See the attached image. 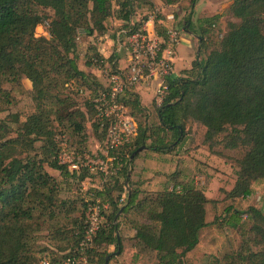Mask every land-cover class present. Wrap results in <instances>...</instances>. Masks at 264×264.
<instances>
[{
  "label": "trees",
  "instance_id": "obj_1",
  "mask_svg": "<svg viewBox=\"0 0 264 264\" xmlns=\"http://www.w3.org/2000/svg\"><path fill=\"white\" fill-rule=\"evenodd\" d=\"M156 1L169 7L182 0ZM196 1L187 0L189 11ZM142 8L154 16L156 35L164 39L168 27L159 23L162 17L154 14L153 0H0V113L13 104L4 86L22 80L29 82L32 108L23 120L15 113L0 118V264H41L42 259L55 263L76 256L84 211L95 199L106 209L100 212L91 245L83 249L87 264H108L122 252L120 218L135 230L134 237L126 239L134 250L132 264L141 254L152 255L154 264H184V256L197 246L199 232L207 226L205 205L211 201L191 184L179 182L178 172L166 176L161 190L147 191L131 181L129 169L142 150L169 156L188 145L192 136L183 129L188 119L204 129L202 145L243 148L226 198L246 197L252 183L264 181V0H230L218 47L205 55L207 30L220 16L197 19L192 33L198 39L197 54L187 70L164 79L165 95L159 105L152 101L150 110L142 108L134 88L119 96L134 121L135 135L113 154L121 164L115 176L102 180L99 174L70 171L58 162L62 147L87 154V118L98 145L105 141V126L96 123L91 100L108 87L106 81L101 84L94 74L77 67V32L95 38L113 19L118 23L115 40L117 33H131L141 26L148 15L138 20L135 15ZM38 26L46 36L34 33ZM95 48L89 47L84 67L119 69L118 54L103 58ZM70 81L92 93L83 110L61 93ZM151 113L154 121L147 123ZM135 116L146 121L136 124ZM219 135L223 136L217 143ZM56 176L77 185L97 176V185L88 189V200L82 199L78 209L74 201L59 197L61 181ZM229 214L228 226L233 227L239 217ZM241 215L250 222L254 249L245 245L223 256L222 262L264 264V213L248 207ZM44 228L49 250L34 244L35 234Z\"/></svg>",
  "mask_w": 264,
  "mask_h": 264
},
{
  "label": "rangeland",
  "instance_id": "obj_2",
  "mask_svg": "<svg viewBox=\"0 0 264 264\" xmlns=\"http://www.w3.org/2000/svg\"><path fill=\"white\" fill-rule=\"evenodd\" d=\"M153 1L155 9L154 14H156L158 13V5L155 4L157 3L156 0ZM179 6L184 10H187V0H182L179 3ZM212 10L217 12L215 14L220 17L214 22L211 28L207 30L205 50L203 51L204 55L209 50L217 49L218 47L220 38L224 32L225 23L229 19L226 0H200L194 7V15L192 17L194 23L195 18L199 14ZM47 13L51 15L50 11H47ZM148 14V11L145 8H142L141 10L136 11L135 19L138 20ZM181 20L179 22H181ZM117 25L118 23L113 19L107 20L106 32L102 36H99V38H97V36L95 38L87 37L80 30L77 32L75 37L76 64L80 70H83L84 72L87 71V68H85L83 64L86 57L91 53L89 47L94 48L92 43L103 58H107L111 53L115 52L119 55V68L122 69L125 66V56L122 46L123 39L120 37L121 35L117 39L118 33L116 34L118 43L116 39H113ZM169 26L170 25L167 27ZM189 29L191 33H196V30L193 28ZM177 31V46L179 44H187L190 46V33H184L182 26L180 27V25L177 28ZM34 33L37 36H46L45 29L42 26L36 27ZM118 45L121 46L119 47ZM194 47H196L195 41ZM91 71H94L93 74L96 77L95 79H97L96 81L101 84L105 83L101 70L97 71L91 69ZM4 87L10 91V95L13 98V104L7 109V111L0 113V118H3L7 113H15L20 115V120H23L24 116L32 111L29 97V82L22 80L18 85L6 84ZM61 93L72 99L75 105L82 110L83 105L88 102L92 95L89 89L80 87L76 81L68 82L62 88ZM134 119L136 124H142L143 121H146V118L143 119L142 116H135ZM147 120V123H152L154 121V115L151 113V116L147 118ZM53 125L55 127V124ZM85 126L88 135L86 142V155L89 157H97L99 155L100 145L97 144L96 140L91 135L90 118H87ZM183 127L187 136H192L188 145H185L182 148H176L169 156L153 154L147 150L140 151L129 169L130 179L132 182L141 183L140 187L144 190L158 191L162 189L165 183H167V175L173 172H178L179 182L189 183L194 188L202 191L204 196L211 201L205 205L206 221L208 225L204 229H201L199 235L200 242H198L197 246L191 252L184 256L183 262L184 264H223V256L233 255L245 245L252 250L254 249L251 246L250 241V222L244 215H239L247 211L248 207L256 208L264 213V181L252 183L250 186V193L246 197L233 200L226 198L224 193L229 191L233 185L235 171L237 169L236 160L242 155L243 148L239 147L233 150H227L223 149L221 144L208 148L206 145L201 144L204 129L198 126L194 119L186 120ZM57 129L58 128H55V130ZM64 133L66 136L67 132L64 131ZM222 136L223 135H219L217 143ZM53 174L56 175L54 172ZM55 178H58V176ZM91 179L92 182L88 179L84 180L80 185H77L74 181L63 183L62 180L58 178V181H61L59 186V197L72 200L76 203L78 209L81 208L80 203L82 199L83 201L88 200V189L95 188L97 185V176H91ZM229 213H234V215L239 217L237 223H235L233 227L228 226ZM121 233L124 235L127 234L128 231H125L124 228H122ZM34 242V244L40 248L46 247L48 250L50 249V242L48 241L45 228L35 234ZM120 259L119 264H125V262L129 260L128 253L124 256L121 255ZM154 263L155 261L152 255L141 254L140 259H138L135 264Z\"/></svg>",
  "mask_w": 264,
  "mask_h": 264
},
{
  "label": "built area",
  "instance_id": "obj_3",
  "mask_svg": "<svg viewBox=\"0 0 264 264\" xmlns=\"http://www.w3.org/2000/svg\"><path fill=\"white\" fill-rule=\"evenodd\" d=\"M153 15H148L141 26L131 33L119 32L122 37L125 66L109 71L107 66L101 70L106 81L107 90L99 92L92 100L91 106L96 123L105 126V141L97 157L78 155L67 152L62 147L58 162L70 171L85 169L90 174H99L102 180L115 176L121 164L113 157L114 152L128 144L135 135V124L128 115L126 107L118 98L125 90L139 85L154 83L153 101L159 105L165 95L164 79L172 72L174 49L178 43V31L172 25L167 28L165 38L160 39L153 28ZM116 39V40H117ZM118 43V40H117ZM119 47L121 45H118ZM89 196V195H88ZM123 197L120 199V201ZM106 204L98 199L86 205L84 211L83 238L78 244V254L59 262L50 263L46 259L41 264H87L83 249L91 245L99 229L101 210Z\"/></svg>",
  "mask_w": 264,
  "mask_h": 264
},
{
  "label": "crops",
  "instance_id": "obj_4",
  "mask_svg": "<svg viewBox=\"0 0 264 264\" xmlns=\"http://www.w3.org/2000/svg\"><path fill=\"white\" fill-rule=\"evenodd\" d=\"M199 1L200 0L196 1L194 6L192 7L191 11H189V9L184 10L182 7L179 6V3L176 5H173V6H169V7L162 6V4L158 1H156L157 3H155L158 5V13L162 17V20L159 23L163 27H166L168 25H172L174 28L177 29L180 25V27L182 26V30L184 31V33H190V35L188 34L189 37L191 38L190 39V46L187 44H184V45L179 44L174 49L175 52H174V57L172 59V72L170 74L171 76H179V74L182 71L187 70L190 67L191 62L194 60V57L197 54L198 39L196 38V36L194 34L192 35L189 28L192 29L193 26L195 25L194 24L195 22L193 23V21H192V17L194 15L193 14L194 7L196 6L197 2H199ZM229 5H230V0H226V8H228ZM215 13H217V12H214V10L209 11V12H202L201 14H199L200 16L198 15L195 18V21L197 19H202V18L214 16V15H216ZM187 18L189 19V24H191L190 27H189L188 23L187 24L185 23ZM169 20H170V22H169ZM180 20H181V22H179ZM100 36H102V35H100ZM97 38H99V36H97ZM194 41H195L196 47H194ZM92 45L95 46L93 43H92ZM95 49L97 51V48H95ZM91 69L92 68H87L86 72L93 74L94 71H91ZM154 85H155L154 83H152L151 85H139L134 89V91L138 95L140 106L142 108L147 109V110L151 109V102L153 101ZM205 198L208 199L207 197H205ZM208 200H210V199H208ZM205 223L208 225V223L206 221V211H205ZM122 228H124L125 231H128V233L122 235V233H121ZM118 231H119V235L124 239V241L122 242V246H123L122 252L119 255H114L108 264H112V263L119 264V262H120L119 260H121L120 256L121 255L124 256L127 253L129 256V260H127L125 262V264H132L131 263V256L133 255L134 250L132 248H130L129 242H127L126 239H130V238L134 237L135 230L128 224V222L125 219L120 218ZM199 235H200V232H199ZM199 235H198V242H200ZM112 250H113L112 247H108V252H112ZM115 254H117V252H115Z\"/></svg>",
  "mask_w": 264,
  "mask_h": 264
},
{
  "label": "water",
  "instance_id": "obj_5",
  "mask_svg": "<svg viewBox=\"0 0 264 264\" xmlns=\"http://www.w3.org/2000/svg\"><path fill=\"white\" fill-rule=\"evenodd\" d=\"M140 149H141V148L137 149L133 154H135L136 152H138ZM131 158H132V155H131V157L129 158V160H131Z\"/></svg>",
  "mask_w": 264,
  "mask_h": 264
}]
</instances>
